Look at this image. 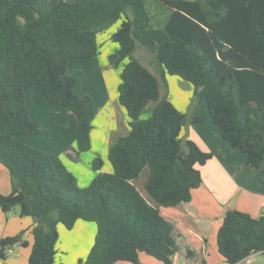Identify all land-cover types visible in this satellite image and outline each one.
<instances>
[{
  "label": "trees",
  "instance_id": "trees-1",
  "mask_svg": "<svg viewBox=\"0 0 264 264\" xmlns=\"http://www.w3.org/2000/svg\"><path fill=\"white\" fill-rule=\"evenodd\" d=\"M155 1L165 8L160 27L153 26L147 0H0V163L12 183L9 194L0 193V207L6 213L19 205L22 216L33 217L29 264H63L58 226L72 230L79 220L97 225L85 264H141L143 252L173 264L180 246L174 224L160 208L191 201L203 183L200 167L212 154L191 139L183 141L187 114L168 93L161 97L159 78L133 55L137 43L155 54L164 75L191 84L195 103L207 105L222 138L246 155L248 166L262 165L264 0ZM118 20L112 39L119 48L109 62L122 65L119 101L130 130L109 148L112 171L81 187L59 157L18 139L41 132L25 88L37 84L50 104L75 113L78 149L89 150L95 100L68 72V62L95 56L98 32ZM103 164L97 156L91 165L99 171ZM145 169L148 198L134 183ZM23 233L0 239V259L15 244H29ZM217 250L225 264L264 255V210L254 217L228 209ZM186 254L195 253L188 249Z\"/></svg>",
  "mask_w": 264,
  "mask_h": 264
},
{
  "label": "crops",
  "instance_id": "crops-1",
  "mask_svg": "<svg viewBox=\"0 0 264 264\" xmlns=\"http://www.w3.org/2000/svg\"><path fill=\"white\" fill-rule=\"evenodd\" d=\"M161 21H158V23L163 25L164 20L161 19ZM111 40L112 43L109 48L102 51L105 56L103 62L105 61L107 64H110L109 55L119 48L118 43L112 39V36ZM105 41L106 39L103 43ZM101 47L99 45L98 53L102 50ZM98 53L86 59L93 60L90 61L92 62L91 67L89 65L92 71H95L97 67L104 68V66L101 68V64L99 65L97 61ZM137 59L143 63L139 58ZM84 60L71 58L68 62V72L77 76L80 80L82 74L88 73L85 69ZM110 66L115 68L111 71L117 72L119 76L117 77V84H112V87L108 90L106 84L99 81V87L97 86L98 89H101V91L98 90L100 93L97 92L101 97L99 101L97 93L88 90L81 80L83 92L90 94L96 105V114L90 134L91 148L86 151L78 149L76 139L78 118L75 113L63 106L50 104L45 98L41 86L33 84L25 88L27 107L31 116L40 122L41 132L21 135L18 136V139L33 148L59 157L76 175L78 184L81 187L89 185L98 173L112 171V166L108 161L109 148L120 136L127 135L130 130V119L119 101L122 65L116 67L110 64ZM167 75L175 76L163 75L165 80H167ZM168 95L175 106L187 114V120L181 133L183 141L191 139L203 151L212 154V158L200 167L203 183L193 190L191 201L160 208L162 213L174 224V235L180 246L179 251L173 257V264H225L224 257L217 250L218 229L228 209L241 210L254 217L264 210V158L261 167L248 166L246 155L222 138L209 114L207 105L205 103H195L192 86L190 96L188 94L182 100L174 101L172 94L169 93ZM193 105L194 108L191 112L190 109ZM204 105L206 109H204ZM30 106L35 110L31 109ZM104 112L107 114L102 115ZM105 116L107 117L105 118ZM195 117L200 119L195 120ZM45 127L50 132L47 134V138L42 140L40 138L45 133ZM88 152H91V156L87 158L90 164L97 156L103 158L102 170L95 171L92 165L91 169L86 165H81ZM11 191L12 183L9 170L0 163V193L9 194ZM79 222L80 220L73 229L77 228ZM34 224L33 217L21 215L19 205L6 213L0 207V239L5 236L18 235L24 231L22 238L25 237L29 242L27 246L15 244L9 248L14 256L8 255L6 259L0 260V264H21L17 260L20 258L23 259L25 264L29 263L28 259L33 243L31 229ZM80 226L85 228L89 225L81 223ZM188 249L194 251L195 254L188 257L186 254ZM256 254L262 253H254L236 264H248ZM13 257L17 259H13ZM140 261L141 264H145L146 261L152 264H162V261L144 252L140 254ZM114 264L133 263L118 260Z\"/></svg>",
  "mask_w": 264,
  "mask_h": 264
},
{
  "label": "rangeland",
  "instance_id": "rangeland-1",
  "mask_svg": "<svg viewBox=\"0 0 264 264\" xmlns=\"http://www.w3.org/2000/svg\"><path fill=\"white\" fill-rule=\"evenodd\" d=\"M147 1H148V6H149L148 8L150 9V12L153 16V21H152L153 26L155 27L162 26V24L158 23V21L162 22L161 19L165 20V16H166L165 8L163 7L159 9L157 1L155 0H147ZM161 12H163L164 14ZM120 23H121V20H118L117 22L113 23L109 28L103 30V32L102 31L98 32L97 40H98L99 45L102 46L101 47L102 50L98 53L97 61L99 65L101 64V68H103V66L104 68L100 69L97 67L95 71H92L90 70L89 65L91 67L92 62L90 61H93V60H86V59L84 60L85 69L87 70L88 73L82 74L83 76H81V80L84 82L88 90L94 91L95 93L97 92L100 93L101 91V89H98L99 81H101L102 83H105L108 90L112 87V84H117L116 81H117V77L119 76L117 75V72L111 71V69H115V68L111 67L110 64H107L105 61L103 62V60H105V56L102 51L104 49L109 48V45L112 43L111 36L113 35V32L117 30ZM105 39L106 41L105 43H103ZM133 55L136 58H139L159 78L160 87H161L160 88L161 97L165 96L167 93L168 94L171 93L173 100L179 101V100H182L183 98H186L188 94L190 96L191 94L190 83L178 78L177 76H169V75H167V80H165L163 77L164 74L162 73L163 70H162L161 65L159 64L157 58L155 57V54L151 50H149L147 47L141 45L140 43H137V46H136V49ZM114 87L117 88L116 86ZM97 98H98V101L101 99L98 93H97ZM153 106H154L153 102H151V104L148 105L147 110L142 114L143 118H146L149 115L150 110ZM32 108L33 107H31V109ZM204 109H206V106ZM103 114H107V113L104 112L102 113V115ZM106 117L107 116H105V118ZM44 132L45 133L42 134V137L40 138L42 140L47 138L46 136L50 131L48 132L47 127H45ZM86 155L87 156L81 165H86L89 169H91V164L87 160V158L91 156V152H88ZM147 176H148V169H145L142 172V174L134 181L136 187L145 196H146V193L143 189V183L145 182ZM79 223L80 224L82 223L84 225H89V226L82 228L80 224H78L77 228L73 230H68L62 225L58 226L59 258L63 264H85L83 260H85V258L87 257L91 249L92 242L95 239V235L97 231L96 223L88 222L84 220H80ZM91 229L93 230L91 231ZM23 239H25V237ZM8 255H13V252H11L10 249H7V256ZM13 259H17V258L13 257ZM17 260H19L21 264H25L22 258L17 259ZM80 260H82V263H79ZM145 264H152V263L146 261ZM248 264H264V255L256 254L255 256H253L252 260Z\"/></svg>",
  "mask_w": 264,
  "mask_h": 264
}]
</instances>
